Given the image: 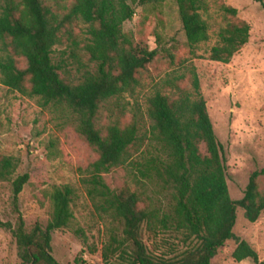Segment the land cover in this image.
<instances>
[{
	"label": "trees",
	"instance_id": "1",
	"mask_svg": "<svg viewBox=\"0 0 264 264\" xmlns=\"http://www.w3.org/2000/svg\"><path fill=\"white\" fill-rule=\"evenodd\" d=\"M167 1L170 0H74L61 11L47 0H3L1 83L23 95L39 97L45 105L66 104L78 114V133L98 156L93 164L94 184L101 187L106 208L123 226L122 237H114L104 246V264H212L229 241L237 244L233 254L237 262L251 259L264 264L258 252L234 232L239 209L250 223L258 222L264 213V169L251 175L242 200L231 198L224 148L216 136L198 76L192 80L195 97L178 87V97L174 99L157 94L150 100L153 135L160 141L162 153L146 164L147 174L156 173L172 202L167 206L160 202V214L140 209L135 191L111 190L103 182L104 175L130 160L139 141V130L137 123H117L103 133L97 128L101 105L134 91L138 76L158 56L157 50L136 44L124 33L123 26L134 19L137 7ZM175 1L189 45L208 41L210 26L201 15L202 1ZM255 1L264 9V0ZM225 12L232 19L239 14L231 7H226ZM79 21L90 26V43L85 50L89 61L97 64V71H87L76 85L62 77L61 66L55 64L53 54L66 37L77 45L73 27ZM250 31L246 22L229 23L211 60L230 63L249 43ZM22 61L26 64L23 68ZM15 169L12 159L0 158V182L9 179ZM28 182V175L14 181L16 205ZM73 196L69 186L54 189L52 219L45 227L37 224L28 232L21 215L16 226L0 220V226L12 232L23 264H60L52 255L53 234L70 227L74 219ZM145 225L154 234L160 228V236L169 234L181 240L187 249L174 258L165 253L155 255L144 241Z\"/></svg>",
	"mask_w": 264,
	"mask_h": 264
},
{
	"label": "rangeland",
	"instance_id": "2",
	"mask_svg": "<svg viewBox=\"0 0 264 264\" xmlns=\"http://www.w3.org/2000/svg\"><path fill=\"white\" fill-rule=\"evenodd\" d=\"M201 1V15L210 26L209 40L194 47L188 43L175 0L137 7L123 31L136 44L157 50L158 56L138 76L134 91L104 102L97 116V128L103 133L117 123H137L139 130L130 160L104 175L103 182L111 190L130 188L139 195L140 209L159 214L160 202L167 206L172 198L164 193L155 172L147 174L146 164L162 153L161 143L153 135L150 100L157 94L174 99L178 87L195 97L194 76L200 80L216 136L224 148L231 198L242 200L251 175L264 169V9L255 0ZM73 2L47 0L61 11ZM226 7L237 9L238 17L227 16ZM235 21L250 25L249 43L230 63L211 60L213 49L222 44L221 33ZM89 29L79 21L73 27L77 45L66 37L54 49L53 59L61 66L62 77L76 85L87 71H97L85 50L91 38ZM25 66L22 61L21 67ZM78 125L79 116L68 105H45L39 97L10 90L1 83L0 75V158H10L16 166L13 175L0 182V220L16 226L21 215L28 232L37 224L45 227L54 210L52 192L69 186L74 191V219L69 228L53 234L52 255L60 264H104L103 248L112 238L122 237L123 226L106 208L101 187L94 184L93 164L98 156L79 135ZM24 175L29 182L16 205L14 181ZM237 216L235 234L264 263V213L256 223H250L242 209ZM157 231L154 234L146 225L143 228L144 241L155 255L174 258L187 249L181 240L169 234L160 236V228ZM236 248V242L229 241L212 264H256L251 259L237 262L233 257ZM19 253L12 232L0 226V264H23Z\"/></svg>",
	"mask_w": 264,
	"mask_h": 264
}]
</instances>
